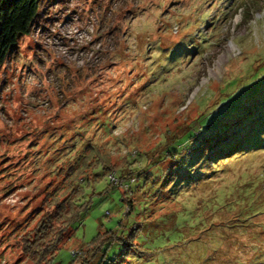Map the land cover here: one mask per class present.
Returning a JSON list of instances; mask_svg holds the SVG:
<instances>
[{"label":"rangeland","instance_id":"obj_1","mask_svg":"<svg viewBox=\"0 0 264 264\" xmlns=\"http://www.w3.org/2000/svg\"><path fill=\"white\" fill-rule=\"evenodd\" d=\"M230 2L39 0L28 33L0 66V264H30L19 237L47 212L43 199L68 192L88 146L115 165L130 158L121 177L157 162L161 172L130 185L129 208L119 186L86 171L82 199L91 207L48 264H70L71 253L98 233L125 237L132 228L140 254L121 258V247L111 245L106 263L264 264L245 225L231 228L220 250L211 227L215 213L233 208L228 189L213 197L212 188L250 173L264 179V80L234 112L208 108L224 80L264 59V6L243 23L239 10L221 19ZM192 129L198 133L190 138ZM179 135L175 154L161 161L160 151ZM222 137L243 153L240 161L208 159ZM193 153L200 158L193 161ZM263 185L253 197H264ZM252 220L251 227L264 216Z\"/></svg>","mask_w":264,"mask_h":264},{"label":"trees","instance_id":"obj_2","mask_svg":"<svg viewBox=\"0 0 264 264\" xmlns=\"http://www.w3.org/2000/svg\"><path fill=\"white\" fill-rule=\"evenodd\" d=\"M38 5L39 0H0V66L5 61L7 54L15 47L17 38L28 33L31 23L37 16ZM263 6L264 0H231L230 5L227 6L224 13H221L220 17H222L221 19L227 20V17H232L239 10V12L241 11L240 15L244 23L253 12L259 11ZM230 10H232V13H229ZM219 21L220 19L218 17L213 22L217 23ZM213 29L215 30V25L212 27V31ZM254 62V65L251 64L240 76L226 79L218 86L216 90L217 97L213 104H210L208 107L210 111L213 110L211 112L219 111L222 108L234 112L233 108L238 102H242L249 95L255 96L258 92L259 83L264 80V59ZM233 129V127H229V130ZM195 132L196 130L192 129L191 132L187 133L191 135L190 138H193L197 136L196 133L198 132ZM181 136L182 135L176 136L171 143L167 144L172 147H165L163 148V152L162 150L160 151L161 161L175 154L181 143V141H179ZM176 139H178V141H175ZM227 142L229 143V139L222 137L218 139V142L213 144L210 154L208 155V159H210L212 163L216 161L223 162V164L226 165L229 161H240L238 158H240L243 153L237 151L238 147L235 146H228V148H226L225 144ZM84 149L87 153H83L80 156L82 160L81 164L74 171L76 180L70 183L68 192L57 197H49L47 195L46 197H49V199L42 200V207H44L47 212L42 213L38 217L35 225L30 231L19 237L20 250L30 264H48L53 256V252L67 236L70 226L78 222L81 216L89 211L91 200L82 199L84 194L83 185L86 186L88 182H90V180L82 177L86 171H90L91 174L94 171H98V175L92 174L93 178L96 179L99 176H105L110 187L114 183L112 187L115 186L116 188V186H119L120 189L123 190L122 194H127L125 203L129 205V208L132 204L130 185L137 179H142L144 183L151 182L153 177L156 178L161 172L159 167L160 162H157L150 167H143L141 170L133 168L132 171L124 177H121L119 175L120 169H122L123 165L127 164L130 158L127 161L125 157L126 160L123 161V164L115 165L110 162L109 155L106 153L102 154L98 147L88 146ZM219 152L220 155L218 156ZM190 157L193 158V161L200 158L196 153L191 154ZM132 158L138 161V158H140L139 153H136V156ZM220 168L221 166L218 167L217 164L216 169ZM153 169L155 170L154 172H152ZM261 173L262 172L258 175L250 173V178L238 176L231 184H220V187L212 188L211 195L213 197L214 192L219 195L224 192L222 186H224V189H228V191L225 192L228 198L226 202L233 204V208L229 209L228 212L221 211V213L217 212L213 215V225L211 227L213 230V239L215 240V250H220L222 247L227 249L226 245L229 242L228 237H231L230 229L233 227H243L245 225V228L249 230L250 240L258 244V247H251V249L254 252L258 250L264 253V221H262V224H256L251 227L253 217L257 215L264 216V197H253V192L259 189V183H261V181L264 182V179L260 177ZM181 179L182 178H179L178 180L180 181ZM213 180L218 179L213 178L210 182ZM206 181L207 180L204 178L203 182ZM198 182L199 181H197V183ZM73 183L74 187H72ZM260 188H262L260 189L261 192L264 193V185ZM232 193L234 194L232 195ZM221 198L222 196H219V199ZM126 207L127 210H129L128 206ZM136 229L137 228H132L125 237L110 231L98 233L84 248L75 253H71L73 259L70 264H116L115 259L107 263L104 260L103 251L108 249L111 245L121 247V258L139 255L140 253L137 251L138 249H136L138 246L133 242L135 237L133 232ZM193 246L198 245L194 244ZM223 255H225L224 252ZM252 264H254V262Z\"/></svg>","mask_w":264,"mask_h":264}]
</instances>
